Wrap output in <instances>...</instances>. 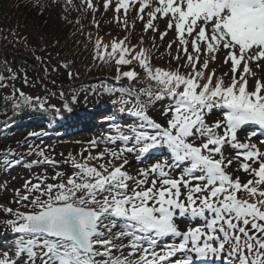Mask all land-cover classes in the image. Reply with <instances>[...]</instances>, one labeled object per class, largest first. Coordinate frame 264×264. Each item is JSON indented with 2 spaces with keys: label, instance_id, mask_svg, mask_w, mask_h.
<instances>
[{
  "label": "snow or ice",
  "instance_id": "snow-or-ice-1",
  "mask_svg": "<svg viewBox=\"0 0 264 264\" xmlns=\"http://www.w3.org/2000/svg\"><path fill=\"white\" fill-rule=\"evenodd\" d=\"M53 4L59 0L25 6L42 16ZM70 6L91 11L96 38L82 34L92 60L121 84L92 93L112 97L117 113L132 119L104 117L107 130L62 161L52 146L28 142L44 132L0 151L4 174L29 170L20 187L0 180L16 205L0 204V227L13 237L0 264H264V140L255 141V131L240 137L251 125L264 134V0H81L79 7L64 0V13ZM101 7L125 35L105 43L95 18ZM137 21L142 34L133 43ZM21 27L0 29V42L31 49ZM162 46L168 67L153 62ZM32 55L47 75L49 63ZM37 86L44 95L24 91ZM0 103L5 115L40 112L55 122L79 96L50 91L44 77L0 60ZM217 111L222 116L210 119Z\"/></svg>",
  "mask_w": 264,
  "mask_h": 264
},
{
  "label": "trees",
  "instance_id": "trees-1",
  "mask_svg": "<svg viewBox=\"0 0 264 264\" xmlns=\"http://www.w3.org/2000/svg\"><path fill=\"white\" fill-rule=\"evenodd\" d=\"M27 0H0V29L14 28L17 21L21 24V31L28 37L31 44V49L19 46L17 51L13 47H5L6 42H0V60H7L14 67L24 65L28 69V74L32 78L44 77V82L48 83L50 91L59 92L64 90L71 95L73 92L78 94L79 103L71 105L73 111L68 113L62 110V119H57L55 122H50L52 117L49 114L40 112H24L23 114L13 116L11 111L5 115L3 105L0 103V141L9 139L14 133L23 131L24 137L28 136L29 132H44L46 135L42 137H49L55 145L62 143L77 142L84 139L86 136L100 134L107 130L108 125L103 122L104 117L109 115L117 116V119L122 122H130L131 117H121L116 108L113 106L112 97L108 95H96L92 93L93 88H99L101 83L119 87L120 83L115 82L114 70L107 66L98 65L92 60V45L85 40L82 33H91L94 40L97 35V30L92 26V13L90 10L79 11L77 18L80 20L79 24H69L63 21L59 26H53L51 29L47 27V19L44 15H37L36 10L30 6H25ZM16 5H19L17 8ZM96 20L100 21L101 30L99 35L104 38L105 43L110 42L117 36L125 35L124 32L118 29L114 24L110 23L113 16H108L107 13H96ZM26 25V28L23 27ZM50 30H49V29ZM82 28V31H81ZM161 30H163L161 28ZM75 32V35L73 33ZM149 38L152 33H149ZM139 36L132 35L133 43L137 41ZM169 37L165 40L171 39ZM58 41V43H57ZM87 44V47H85ZM157 44H160L157 38ZM147 46V45H145ZM46 49V51H45ZM32 52L36 55L44 57L45 61L49 63V72L45 75L43 68L35 60ZM165 52V47L160 48V52L154 57V64L156 66L168 67V57L161 55ZM59 53V56H57ZM68 62L69 68L60 67V64ZM55 66L58 71L52 72L51 67ZM141 71L140 69H137ZM225 69H222L224 71ZM78 72L79 76L76 79H69L68 72ZM55 81L53 86L49 81ZM21 85V81L16 82ZM125 86L127 81L121 82ZM22 86V85H21ZM8 91V90H5ZM24 91L33 95H44L41 87L24 88ZM87 96V99H85ZM95 102L93 105L89 103ZM52 103L60 106V101L53 98ZM222 113L217 111L210 119L214 120L220 118ZM8 121V126L5 122ZM76 132L80 134L74 135ZM80 135V136H79ZM63 137V139H62ZM41 137H32V140L40 139ZM25 139V138H24ZM31 143V142H30ZM0 148V151H6ZM156 155H159L158 153Z\"/></svg>",
  "mask_w": 264,
  "mask_h": 264
},
{
  "label": "rangeland",
  "instance_id": "rangeland-1",
  "mask_svg": "<svg viewBox=\"0 0 264 264\" xmlns=\"http://www.w3.org/2000/svg\"><path fill=\"white\" fill-rule=\"evenodd\" d=\"M80 2H81V0H73V4L76 5L77 7H79ZM93 3L94 4H101L102 0H93ZM63 9H64V0H59V6H57L56 4H53L45 12L44 16L48 21L47 27H49L51 29L53 26L61 25V23H63V21H65L62 18L63 15H68L70 20H74L77 17V14L79 12V11H76L75 8H72L71 6L69 9V13H64ZM98 13H101V14L105 13L102 7L100 8V11H98ZM106 13L108 14V16H113V12L111 9ZM132 15L134 16L135 13L133 12ZM113 24L114 23H112V25ZM114 25L116 27H118L116 24H114ZM160 28H162V29L164 28L163 22H160ZM118 29L120 30L119 27H118ZM141 34H142V25L139 21H137L136 29H135V36H140ZM169 35L172 37L171 33ZM148 37H149V35H148ZM224 69H225L224 71H227V68H224ZM93 104H95V102L89 103V105H93ZM254 127H257V126H255V125L246 126L244 128V130L241 131L240 137L243 139L244 136H246L249 132L254 131V130H252ZM256 133H257V135L254 138L255 141L264 140V134H261V132L260 133L256 132ZM14 134L15 135L10 136L9 139H5V140L0 141V148H3V149L9 148V147L18 148L19 147V145L17 144L18 141L20 142V144H23L25 142V139H24L25 133L23 131H20L17 133L15 132ZM76 134H80V133L76 132L74 135H76ZM99 136H100V134H94V135L91 134L89 136H86L84 139L79 140L82 143L68 142L67 141V143H62L60 145H55V143H53V141H51V138H49V137H41L40 139L32 140L30 142L33 144H36V145H40V146H48V145L52 146L55 149V152L51 153V154L55 156L57 161H62L63 159L66 158V156L69 153H72V154L78 153L81 150V148H83L85 146V144L88 140L95 138V137H99ZM62 139H63V137H62ZM19 151L26 152L27 149L26 148H19ZM61 153H63L64 155L61 156ZM27 159H35V157H28ZM130 159H133V163H132L133 169L140 166L139 164H136L134 162V158H130ZM66 167L67 166L62 165V168H66ZM31 171H40V169L37 168V169H33ZM27 175H29V170L24 169L23 167H17L7 174H4L2 171H0V180H8L10 182L11 187H20L23 184V178L26 177ZM12 177H16L17 179L12 180L11 179ZM242 178H244V177H242ZM10 199H11V192H9L7 195L0 192V204H4L7 206H11V207H16V205H14V204L8 205V201ZM12 239H13L12 235L6 234L5 229L3 227H0V250H3V251L8 250V246L11 244Z\"/></svg>",
  "mask_w": 264,
  "mask_h": 264
}]
</instances>
